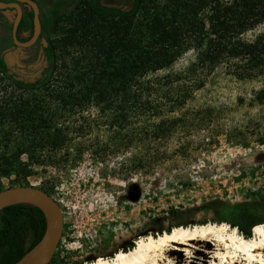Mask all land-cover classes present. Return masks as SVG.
<instances>
[{
    "label": "rangeland",
    "instance_id": "374dc122",
    "mask_svg": "<svg viewBox=\"0 0 264 264\" xmlns=\"http://www.w3.org/2000/svg\"><path fill=\"white\" fill-rule=\"evenodd\" d=\"M66 1L57 25L51 29L53 40L69 26L70 15L86 8L88 2ZM53 2H44L47 15ZM103 2L126 9L132 0ZM262 32L264 23L244 37L251 39ZM57 52L59 56L64 53L61 47ZM25 54L24 72L33 75L44 63L40 44L25 50ZM194 59L190 49L169 70H190ZM195 74L203 85L192 91L179 111L170 114L183 118L159 139L144 134V128L156 120L133 119L128 128L120 130L108 125L110 113L99 114L90 106L66 118L69 141L58 155L60 160L47 154L43 164L29 163L32 173L22 179L14 173L0 175V191L34 186L60 204L63 231L48 264H86L99 257L112 258L140 239L159 235L157 230L173 220L169 213L172 207L182 210L180 220L190 225L181 227L202 222L228 226L227 222L217 223L202 204L215 199L228 203L256 200L264 193V101L256 97L264 89V73L238 79L223 63L212 71L204 69ZM185 79L188 84L190 80L187 76ZM47 96L44 90L20 89L0 74L2 106L34 102L40 97L51 99ZM80 116L86 121L79 120ZM60 119L56 118L58 126L62 124ZM80 123L85 131L77 133L75 128ZM20 129L9 116L0 118V151L9 152L17 146ZM64 155H68L65 160ZM20 161L29 162L25 154ZM258 215L246 219L247 226L253 227L252 235L255 224L263 218ZM237 233L242 235L238 229ZM189 243L168 242L151 254L152 264H264V255L249 259L241 253L232 262H224L223 245L198 239Z\"/></svg>",
    "mask_w": 264,
    "mask_h": 264
},
{
    "label": "trees",
    "instance_id": "16d2710c",
    "mask_svg": "<svg viewBox=\"0 0 264 264\" xmlns=\"http://www.w3.org/2000/svg\"><path fill=\"white\" fill-rule=\"evenodd\" d=\"M64 3L67 1L54 0L42 24V71L21 82L14 80L16 87L44 90L51 99L0 105V118L7 115L21 128L17 146L9 152L0 151V175L14 173L22 179L32 173V164H43L47 154L60 160L58 155L69 141V127L64 122L77 110L83 112L92 106L99 114L110 113L108 125L120 130L128 128L133 119L156 120L144 128V134L159 139L183 118L170 114L179 111L192 91L203 85L195 74L199 70L212 71L226 63L238 79L264 73V32L251 39L244 37L264 23V0H132L126 9L103 0H88L86 8L70 15L62 36L53 40L51 29L57 25ZM59 47L64 52L61 56ZM190 49L195 53L191 69L170 71ZM162 70L168 72L154 75ZM256 97L264 101V89ZM56 118H61L59 126ZM79 120L85 122L86 118L80 116ZM75 130L82 133L85 127L80 123ZM22 154L28 163L20 161ZM201 208L210 210L217 223L227 222L250 238L253 227L247 226L246 219L259 214L263 215L259 223L264 222V193L256 200L238 203L215 199L204 202ZM169 213L173 220L157 230L158 234L175 226H190L180 220L182 210L172 207ZM45 226V216L35 206L14 204L3 208L0 264L19 260L41 239Z\"/></svg>",
    "mask_w": 264,
    "mask_h": 264
},
{
    "label": "bare ground",
    "instance_id": "6f19581e",
    "mask_svg": "<svg viewBox=\"0 0 264 264\" xmlns=\"http://www.w3.org/2000/svg\"><path fill=\"white\" fill-rule=\"evenodd\" d=\"M242 236L237 233L236 228L229 230L225 223H207L191 227L177 226L156 237L148 236L146 239H140L133 248L126 251L120 250L112 258L99 257L86 264H152L154 261L151 254L162 249L168 242L188 244L195 239L211 241L218 246L223 245L226 248V252L221 256L224 262L227 260L232 262L238 253L249 259L264 255V224L256 225L250 238Z\"/></svg>",
    "mask_w": 264,
    "mask_h": 264
},
{
    "label": "water",
    "instance_id": "95a60500",
    "mask_svg": "<svg viewBox=\"0 0 264 264\" xmlns=\"http://www.w3.org/2000/svg\"><path fill=\"white\" fill-rule=\"evenodd\" d=\"M29 3L33 8V35L27 42H19L15 37V30L21 17V9L16 2L0 1V9L15 7L17 15L13 25L14 40L22 46L34 43L40 32L38 7L32 0H18ZM28 204L39 208L46 221L41 239L13 264H48L53 257L63 231V211L60 204L44 190L34 186L9 187L0 191V211L10 205Z\"/></svg>",
    "mask_w": 264,
    "mask_h": 264
},
{
    "label": "flooded vegetation",
    "instance_id": "af4514ba",
    "mask_svg": "<svg viewBox=\"0 0 264 264\" xmlns=\"http://www.w3.org/2000/svg\"><path fill=\"white\" fill-rule=\"evenodd\" d=\"M4 2H16L19 4L21 9V17L15 30V37L19 42H27L33 35V8L27 2H22L18 0H0ZM36 3L38 7V16L40 21V32L34 43L29 46H22L17 44L14 40L13 35V25L17 15V9L15 7L0 9V74L10 83L18 86L14 80L19 82L24 81L25 78H29L32 75H26L24 65L22 63L26 54L25 50L30 49L37 43L40 44V48L43 52L44 63L40 70H38L33 75H38L45 66V32L42 30V24L45 22V18L48 16L44 8L45 0H32ZM67 4L64 3L63 6ZM53 5V4H52ZM53 6H51L50 11ZM32 19L30 21V16ZM50 15V13H49Z\"/></svg>",
    "mask_w": 264,
    "mask_h": 264
},
{
    "label": "built area",
    "instance_id": "2783aa9c",
    "mask_svg": "<svg viewBox=\"0 0 264 264\" xmlns=\"http://www.w3.org/2000/svg\"><path fill=\"white\" fill-rule=\"evenodd\" d=\"M229 226V225H228ZM236 228V227H235ZM237 229V228H236Z\"/></svg>",
    "mask_w": 264,
    "mask_h": 264
}]
</instances>
